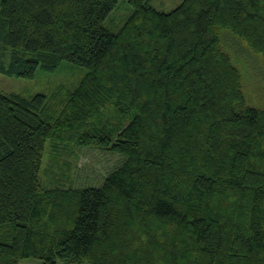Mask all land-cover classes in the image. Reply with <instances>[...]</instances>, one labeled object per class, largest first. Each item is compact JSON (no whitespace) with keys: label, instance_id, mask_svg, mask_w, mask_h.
Returning <instances> with one entry per match:
<instances>
[{"label":"trees","instance_id":"obj_1","mask_svg":"<svg viewBox=\"0 0 264 264\" xmlns=\"http://www.w3.org/2000/svg\"><path fill=\"white\" fill-rule=\"evenodd\" d=\"M0 0V74L65 61L72 90L0 92V264H264V108L226 37L264 69V0ZM63 146L123 156L98 187H46Z\"/></svg>","mask_w":264,"mask_h":264},{"label":"rangeland","instance_id":"obj_2","mask_svg":"<svg viewBox=\"0 0 264 264\" xmlns=\"http://www.w3.org/2000/svg\"><path fill=\"white\" fill-rule=\"evenodd\" d=\"M182 0H150L161 12H170ZM130 12L127 0H122L109 15L105 26L116 30L124 23ZM226 45L233 62L242 75L243 89L250 105L264 108V69L257 57L241 49L234 40L226 37ZM84 69L62 61L53 71L38 69L31 79L0 74V92L15 93L23 97L53 93L57 88L74 89L83 77ZM123 156L97 147L63 146L52 152L48 147L41 171V181L46 187L101 185L103 179L121 163ZM19 264H40L37 258H27Z\"/></svg>","mask_w":264,"mask_h":264}]
</instances>
